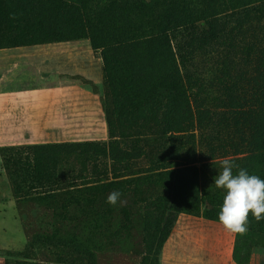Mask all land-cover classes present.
<instances>
[{"label":"trees","instance_id":"16d2710c","mask_svg":"<svg viewBox=\"0 0 264 264\" xmlns=\"http://www.w3.org/2000/svg\"><path fill=\"white\" fill-rule=\"evenodd\" d=\"M256 25L264 31V0H0V29L8 35L0 50L89 40L103 61L101 91L85 83L101 96L111 142L39 145L32 158L7 159L27 252L52 245V259L35 264H104L103 256L124 249L139 256L150 218L146 225L135 211V192L159 202L167 196L171 206L204 197L199 172L184 160L194 153L196 122L211 115L208 71L196 64L221 52L222 63L209 69L227 98L212 99L221 121L237 128L258 114L250 129L260 135L264 39ZM245 144L257 153L264 138L249 135ZM255 175L264 179V166ZM113 191L122 194L114 206L106 202ZM173 223L162 218L157 254Z\"/></svg>","mask_w":264,"mask_h":264},{"label":"crops","instance_id":"0c3cea01","mask_svg":"<svg viewBox=\"0 0 264 264\" xmlns=\"http://www.w3.org/2000/svg\"><path fill=\"white\" fill-rule=\"evenodd\" d=\"M74 77L103 84V61L88 44L0 50V149L54 143L87 134L89 126L95 134L98 122L104 125L100 97ZM236 243L237 235L218 221L184 215L164 244L161 264H237ZM12 244L0 242L9 249L27 242ZM248 264H264V254H253Z\"/></svg>","mask_w":264,"mask_h":264},{"label":"rangeland","instance_id":"374dc122","mask_svg":"<svg viewBox=\"0 0 264 264\" xmlns=\"http://www.w3.org/2000/svg\"><path fill=\"white\" fill-rule=\"evenodd\" d=\"M262 28L261 25L255 26V34H257L260 40L264 39V31ZM2 30L3 29H0V42L3 38L8 37ZM55 44H88L91 47L89 40L38 46ZM3 46H6V43H4L2 47ZM95 55L101 58L99 54ZM198 61L199 62L196 64L198 69L204 72L208 71V75L206 74L205 88L203 90L211 100V103L210 101L208 103L210 107L208 109H210L211 115L208 118H202V121L199 123L196 122V127L194 129L196 138L193 144L190 145L194 153L192 156L184 154V160L188 161L187 163L190 164L189 167L196 168L199 172L200 186L201 190H204V197H199L196 202L190 199H180L179 202L171 206L172 202H170V198L167 196H164L165 199L163 202H159V200L157 201L159 198L148 196L145 193L135 192L133 199H131V202L134 201L136 205L135 211L141 213L146 225L147 215L150 218L147 225V238L141 243L144 252L142 251L141 255L135 256L131 254L130 251L124 249L117 254L112 253L109 254L108 257L103 256L104 264H125L126 262L131 264H161V255L157 254L156 248L162 218L170 217L174 221L173 229L179 217L184 215L204 218V216L210 214L209 218L219 222V210L222 206L225 192L223 189L216 188L214 179L221 170V161L224 158L231 159L234 164L239 165L240 168L246 169L250 175L260 173L261 168L264 166L262 160H259L264 148H262V150L258 149L261 151H257L256 153L252 151V147L246 144L243 145L245 141H247L249 135L254 139L264 138V131L258 135V133L250 129L252 123H259L257 121L258 114H256L254 118L251 117V119L248 120L249 122L244 123L242 126L239 125L236 128L231 122L228 123L230 125L229 127L227 123L221 121L220 110L217 109L219 106L212 101V99H222L225 102L227 100L225 94H220L218 92L216 81L213 80L212 72L209 70L219 63H222L221 52H214L209 56L201 57ZM246 64L247 62L241 64L239 68H244L245 70ZM71 79L77 80L81 85L95 93L91 86L85 83L90 82L89 80L81 77H74ZM93 85L96 86L99 92L103 86V84L101 86ZM97 95H99L101 100L100 94ZM103 118L104 125L100 126L98 122V126L96 127L98 129L95 134H92V129L89 126L86 129L88 131L87 134L57 137L54 143L43 145L84 144L88 142L108 145L111 142V135L105 114ZM214 119H216V121ZM260 122L264 124V113L261 115ZM231 129H235L236 131L233 133ZM35 146L39 145H25L0 149V242H10L13 243L12 245L15 247H24L25 242H27L25 236L26 225L25 221H23L26 219H22L17 210L12 187L6 173L7 159L16 155L32 158V148ZM253 153L257 155L254 158L258 159L261 163H259L258 160L253 162L246 161V159L243 160L247 155H252ZM101 162L105 165H110L109 160L106 161L103 159ZM178 164L184 163L178 160ZM233 171L234 174H238L239 169L234 168ZM160 194L163 196L165 193L160 192ZM49 246L52 245L44 242L42 245H37L30 253L27 252V245L23 249H9L0 246V264H35L36 260L41 262L42 260H49L48 258L52 259L50 254L51 249H48ZM257 253L264 254V219L257 222L253 216L249 215L247 233L242 236L237 235L234 259L237 264H247L251 261L253 254Z\"/></svg>","mask_w":264,"mask_h":264},{"label":"clouds","instance_id":"9594fccd","mask_svg":"<svg viewBox=\"0 0 264 264\" xmlns=\"http://www.w3.org/2000/svg\"><path fill=\"white\" fill-rule=\"evenodd\" d=\"M234 168L239 169L238 174H234ZM214 184L225 192L219 210V223L225 231L242 236L248 231L249 215L257 222L264 219V179L250 175L231 159L224 158ZM121 195L119 191H113L106 202L114 206Z\"/></svg>","mask_w":264,"mask_h":264}]
</instances>
